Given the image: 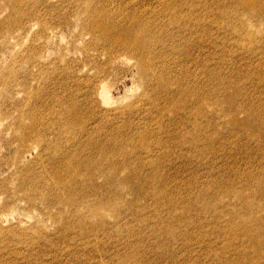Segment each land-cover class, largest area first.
Masks as SVG:
<instances>
[{"label": "rangeland", "instance_id": "1", "mask_svg": "<svg viewBox=\"0 0 264 264\" xmlns=\"http://www.w3.org/2000/svg\"><path fill=\"white\" fill-rule=\"evenodd\" d=\"M135 18L167 34L162 56L101 31ZM250 176L264 180V11L0 0V264H228L254 247L230 190Z\"/></svg>", "mask_w": 264, "mask_h": 264}, {"label": "bare ground", "instance_id": "2", "mask_svg": "<svg viewBox=\"0 0 264 264\" xmlns=\"http://www.w3.org/2000/svg\"><path fill=\"white\" fill-rule=\"evenodd\" d=\"M250 9H257L259 11H264V0H243ZM97 20V19H96ZM173 23L178 22L179 16H172L170 19ZM135 22L131 26H121L119 23H113L111 26H104L101 31L110 37L114 43H121L128 47H134L137 51L140 52L143 62L150 58H158L162 56V43L163 40L167 37V34L164 36L163 30L156 31L155 27L160 26H151L149 23L141 24L138 18H135ZM192 21L190 20V23ZM98 22H93V28ZM135 24H138V27L135 28ZM164 37V38H163ZM103 91V90H102ZM101 91V95H102ZM240 93V92H239ZM104 94V93H103ZM222 100H224L230 108L233 110L232 120L234 123H237L240 120L237 113H239V99L237 96V91L231 92L230 95H226ZM202 113V112H200ZM257 110L251 108L246 112L245 116L248 119L246 124L247 127H252L249 130H258L259 128L253 124V119ZM85 128V126H82ZM261 130V129H259ZM208 145H214V141L208 138L206 140ZM78 157L77 155L73 156V159L69 161L65 168L71 170L72 174L69 176L73 178L80 175V171L77 167ZM55 176L59 179L64 178V174L61 171V168L57 169ZM252 180H258V183H254ZM63 182L67 184V188L70 186V180L64 179ZM232 192L239 199L240 208L234 209L232 211V220L240 217L242 221V226L240 227L241 233H244L245 236L251 241L254 245L253 249L250 251L246 250L242 252L238 257L233 260L227 259L228 264H246L250 261V264H264V215L256 214L257 203L256 199H264V180H259L253 176H250L248 179V184L244 188H230ZM254 227V228H252ZM225 257V255H224ZM119 264H129V260L125 259Z\"/></svg>", "mask_w": 264, "mask_h": 264}]
</instances>
